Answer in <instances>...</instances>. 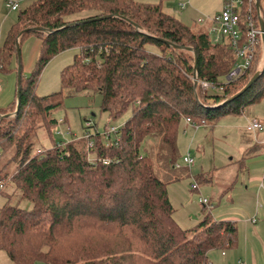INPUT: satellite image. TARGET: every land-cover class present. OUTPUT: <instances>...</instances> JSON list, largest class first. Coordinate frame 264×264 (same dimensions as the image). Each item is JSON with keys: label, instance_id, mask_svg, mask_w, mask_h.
Masks as SVG:
<instances>
[{"label": "trees", "instance_id": "trees-1", "mask_svg": "<svg viewBox=\"0 0 264 264\" xmlns=\"http://www.w3.org/2000/svg\"><path fill=\"white\" fill-rule=\"evenodd\" d=\"M82 11L92 14L68 19ZM32 26L47 31L21 34ZM31 34L40 40L39 56L31 75L22 74L19 98L17 92L8 108H0V157L12 154L18 169L10 178L32 208L10 201L0 207V249L15 264H212L210 250L234 249L235 221L215 219L208 211L191 229L177 223L155 158L175 166L182 120L214 125L259 102L264 67L256 82L222 105L259 71L261 53L226 82L222 78L237 61L233 47L166 12L161 1L35 0L19 10L7 32L1 70L18 60V46ZM73 48L80 52L62 70L61 90L38 95L45 66ZM203 81L217 88L206 93ZM64 90L100 93L101 109L112 119L129 108L132 114L110 133L56 139L65 120L53 113ZM39 130L51 145L33 153Z\"/></svg>", "mask_w": 264, "mask_h": 264}, {"label": "rangeland", "instance_id": "rangeland-1", "mask_svg": "<svg viewBox=\"0 0 264 264\" xmlns=\"http://www.w3.org/2000/svg\"><path fill=\"white\" fill-rule=\"evenodd\" d=\"M8 1L10 0H0V47L4 43L8 30L17 21L19 10L35 0H11L18 1L20 5V8L14 11L7 7ZM141 1L154 3L158 0ZM163 1H165L167 12L196 30H207L211 25L209 17L221 11V0ZM182 4H185L184 8L181 7ZM261 4L264 9V0H261ZM90 14L92 11H82L69 16L68 19L82 18ZM39 49L40 40L33 34L20 44L24 76L31 75L35 69ZM79 52V48L68 49L55 55L48 62L37 83L38 95H49L61 90V72L73 63L75 55ZM17 61L14 59L7 69L0 70V82L3 84L0 108H8L17 95L18 72L15 69L18 65ZM222 81H225L224 78ZM64 94L60 107L53 113L56 118L65 120V123L59 124L56 128L57 131L63 132L62 135H57L56 139L71 141L96 132L104 134L109 128H117L124 124L132 114V108H129L118 118L112 119L107 111L101 109V94L92 90L77 93L64 90ZM85 118L93 124L87 129ZM249 121L262 123L263 130H247L246 125ZM45 136L42 130L38 131L33 139V153L37 152L38 148L50 147L51 142ZM177 137L178 157L175 166H170L165 160L158 161L157 157L155 161L158 176L167 182L168 195L175 208L174 218L182 228L191 229L204 218L208 210L200 198H207L213 203L212 217L217 214L218 219H233V221L240 217L239 214H245L242 208L233 207V204L239 205L241 202L242 206L252 209L253 213L257 204L261 202L264 205V200L257 199L255 196L260 187L249 188L248 190L254 193V196L250 197H245V194L237 190L242 188V185H248L259 179V181L263 180L262 172L259 173L258 169H264V97L251 105L245 113L222 117L214 125L201 124L196 127L182 120ZM249 148H253L254 152L250 149L247 153L246 150ZM143 151H145L144 148ZM158 151L155 148L151 152L155 156ZM11 155L6 154L0 157L2 177L0 186L4 185L0 193V207L6 201H10L20 207L31 209L32 202L29 199H21L15 183L10 178L18 169L17 162L10 160ZM185 156L191 157L194 163H186ZM260 175L261 177L258 178ZM196 184L198 189L193 187ZM234 185V189L225 194L222 192ZM236 224L238 226V223ZM220 258L222 257L218 253L217 261ZM0 264L15 263L5 251L0 249Z\"/></svg>", "mask_w": 264, "mask_h": 264}, {"label": "built area", "instance_id": "built-area-1", "mask_svg": "<svg viewBox=\"0 0 264 264\" xmlns=\"http://www.w3.org/2000/svg\"><path fill=\"white\" fill-rule=\"evenodd\" d=\"M222 1L221 11L209 17L211 25L207 32L213 42L229 43L235 51L237 61L232 70L225 76V81L229 82L244 73L260 53L258 61L259 71L264 67V9L261 0L260 6H258L257 0ZM7 7L14 11L18 10L20 5L18 1L10 0L7 2ZM181 7L184 8L185 4H182ZM201 86L206 93L217 88L207 81L201 82ZM2 90L3 84L0 82V92ZM186 121L197 127L194 120L187 118ZM86 125L89 126L90 122H86ZM246 128L249 131L263 130V125L258 121H253L248 123ZM114 130H116V127H112L107 133ZM58 133L61 134L63 132L58 130ZM184 161L189 164L194 163V160L189 156H185ZM262 185L264 186V183ZM2 187L3 185L0 186V188ZM200 201L205 206L212 208L209 199L201 198ZM252 221L255 222L256 219L254 218ZM238 264L247 263L239 261Z\"/></svg>", "mask_w": 264, "mask_h": 264}, {"label": "crops", "instance_id": "crops-1", "mask_svg": "<svg viewBox=\"0 0 264 264\" xmlns=\"http://www.w3.org/2000/svg\"><path fill=\"white\" fill-rule=\"evenodd\" d=\"M160 1L163 6V9L165 10V1L158 0L157 2H154V3H159ZM142 2H145V1H142ZM146 3H152V2H146ZM222 5H223V1L221 0V9H222ZM250 122L251 121H249L248 123ZM249 149H247L246 152ZM258 171L259 173L262 172V175H263L262 181H259L260 179L255 180L254 182H251L248 185L247 184H245V186L242 185V188H238L237 190L240 191L241 194H245V197H250V196H254V193L250 192V190L248 189L256 187V186L260 187L257 190V193L255 194V196L257 197V199L264 200V186L262 185L264 183V169L263 168L258 169ZM259 177H261V175L258 176V178ZM193 187L198 189L197 184L196 186L193 185ZM234 188H235V185L222 192L225 194L226 192ZM209 201L211 203V200ZM261 204L262 203L260 202V204L256 205L254 213L252 209L242 206L241 202L239 205L233 204L234 205L233 207L238 206L245 211V214L241 213L239 214L240 215L239 218L234 219V221L238 223V244L234 249H230V250H221V249L210 250L208 253V257L212 264H238L239 261L246 262L247 264H264V205L263 204L261 205ZM211 205L213 207V203H211ZM206 208L208 211L212 210V208L208 206H206ZM226 208H229V207H226ZM208 211L206 213H208ZM214 218L218 219L217 214H215ZM254 218L256 219L255 222L252 221ZM221 220H224V219H221ZM230 221H233V219H230ZM218 253L222 258H220V260L217 261L216 257H218Z\"/></svg>", "mask_w": 264, "mask_h": 264}, {"label": "water", "instance_id": "water-1", "mask_svg": "<svg viewBox=\"0 0 264 264\" xmlns=\"http://www.w3.org/2000/svg\"><path fill=\"white\" fill-rule=\"evenodd\" d=\"M257 4L258 6H260V0H257ZM136 25V24H135ZM136 27L138 28L139 26L136 25ZM47 31L46 28L44 27H41V26H32V27H28V28H25L24 30H22L21 34L22 33H25V32H29V31ZM18 86H17V92H18V98L20 96V91H21V79H22V63H21V57H20V46H18ZM194 68L195 70L197 71L198 69V61H197V58H195V64H194ZM261 74H262V70L261 71H258L255 76L251 79V81L240 91L238 92L237 94H235L233 97L225 100L223 104H226L232 100H234L235 98H237L238 96H240L245 90H247L254 82H256L260 77H261ZM193 80H194V85L197 86V83H198V77H197V73H195V75L193 76ZM9 115V114H7ZM2 116H0L1 118Z\"/></svg>", "mask_w": 264, "mask_h": 264}]
</instances>
